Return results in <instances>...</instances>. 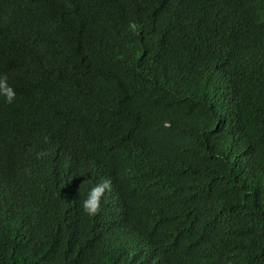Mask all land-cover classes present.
<instances>
[{
    "label": "trees",
    "instance_id": "1",
    "mask_svg": "<svg viewBox=\"0 0 264 264\" xmlns=\"http://www.w3.org/2000/svg\"><path fill=\"white\" fill-rule=\"evenodd\" d=\"M0 76V264H264V0H0Z\"/></svg>",
    "mask_w": 264,
    "mask_h": 264
},
{
    "label": "clouds",
    "instance_id": "2",
    "mask_svg": "<svg viewBox=\"0 0 264 264\" xmlns=\"http://www.w3.org/2000/svg\"><path fill=\"white\" fill-rule=\"evenodd\" d=\"M130 27H134V25H130ZM0 98H3L8 104H12L16 99V92L6 76H0ZM111 190L112 181L110 179H102L90 187L82 203L84 213L88 216H96L101 211L102 198L105 197L106 192H111Z\"/></svg>",
    "mask_w": 264,
    "mask_h": 264
}]
</instances>
